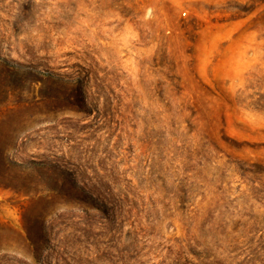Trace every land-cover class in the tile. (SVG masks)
I'll return each instance as SVG.
<instances>
[{
  "label": "rangeland",
  "instance_id": "obj_1",
  "mask_svg": "<svg viewBox=\"0 0 264 264\" xmlns=\"http://www.w3.org/2000/svg\"><path fill=\"white\" fill-rule=\"evenodd\" d=\"M0 264H264V0H0Z\"/></svg>",
  "mask_w": 264,
  "mask_h": 264
}]
</instances>
